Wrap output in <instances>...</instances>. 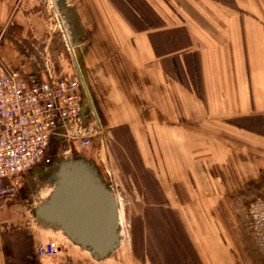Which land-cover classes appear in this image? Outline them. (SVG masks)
<instances>
[{"label": "crops", "instance_id": "1", "mask_svg": "<svg viewBox=\"0 0 264 264\" xmlns=\"http://www.w3.org/2000/svg\"><path fill=\"white\" fill-rule=\"evenodd\" d=\"M65 1L88 37L81 67L71 53L72 74L76 67L84 73L101 126L129 128L144 165L159 173L162 204L179 213L199 264H249L228 221L249 173L264 186V0ZM27 4L0 0V66L46 79L49 68L44 74L31 66L45 56L47 42L40 43ZM36 169L48 165L23 178ZM187 203L197 207L187 211ZM15 208L11 202L0 209V264L12 262L8 230H27L13 226ZM28 230L35 247L46 237Z\"/></svg>", "mask_w": 264, "mask_h": 264}, {"label": "rangeland", "instance_id": "2", "mask_svg": "<svg viewBox=\"0 0 264 264\" xmlns=\"http://www.w3.org/2000/svg\"><path fill=\"white\" fill-rule=\"evenodd\" d=\"M25 1H28L27 7L35 11L34 19L38 21L40 43L47 42L45 56L38 61L33 60L35 64L31 66L42 68L44 74L46 68H49L55 74L64 71L71 75L73 58L67 39L72 45V37L76 40L75 48L79 59L82 49L88 43L86 33L79 27L77 13L65 0ZM25 73L31 72L28 70ZM104 127L95 136L92 145L85 149L73 142L56 139L51 149L53 160L48 169L41 172L38 169L33 170L23 180L22 188L12 200V204H16L12 216L13 220L19 221L13 226L21 223L27 230H17V226L8 230V252L12 260L10 264H43L40 260H44V264H57V260L66 264H85V259H95L63 232L45 229L35 219L36 208L48 198L55 185V179L51 175L57 166L63 160L79 157L98 169L102 179L111 190L117 192L122 203L121 215L119 211L121 244L110 258L119 260L121 263L118 264H140L145 260H151L153 264H176L182 263L185 258H189L190 264H199L179 213L171 205L162 204L164 196L161 194L159 173L150 171L144 165L137 142L129 128L124 126L109 131L108 127ZM254 177L249 173L246 191L241 197L233 198V218L228 222L233 234L236 233L235 240L241 244L242 253L249 264H264V186H257ZM190 184L195 186L193 178ZM184 191L186 195V189ZM184 207L191 211L197 205L187 203ZM168 210L171 214H162L166 213L162 211ZM30 227L35 233L39 231L46 236L43 241H54L58 244L62 249L61 253L56 257L39 259L35 255L34 234H30Z\"/></svg>", "mask_w": 264, "mask_h": 264}, {"label": "built area", "instance_id": "3", "mask_svg": "<svg viewBox=\"0 0 264 264\" xmlns=\"http://www.w3.org/2000/svg\"><path fill=\"white\" fill-rule=\"evenodd\" d=\"M100 130L79 67L71 75L54 72L40 79L0 66V209L16 197L27 171L52 163L55 139L85 149ZM61 251L54 241H42L35 247L38 258L56 257Z\"/></svg>", "mask_w": 264, "mask_h": 264}, {"label": "water", "instance_id": "4", "mask_svg": "<svg viewBox=\"0 0 264 264\" xmlns=\"http://www.w3.org/2000/svg\"><path fill=\"white\" fill-rule=\"evenodd\" d=\"M51 194L35 210L36 223L62 231L97 260L121 244L119 205L99 171L84 158L60 162Z\"/></svg>", "mask_w": 264, "mask_h": 264}, {"label": "bare ground", "instance_id": "5", "mask_svg": "<svg viewBox=\"0 0 264 264\" xmlns=\"http://www.w3.org/2000/svg\"><path fill=\"white\" fill-rule=\"evenodd\" d=\"M59 13V12H58ZM65 24L69 27V24L67 23V22H65ZM64 25V24H63ZM72 43L74 44V45H72L69 41H68V39H67V43H68V46H69V48H70V51H71V53H72V55H73V58H74V60L75 61H77V63H78V65H79V67H81V65H80V61H79V57H78V55H77V52H76V49H75V44H76V41H75V39L72 37ZM75 54H76V56H75ZM77 58V59H76ZM87 82V81H86ZM88 86V85H87ZM112 191V193H113V195H114V197H115V199L117 200V203H118V205H119V211L121 210V200L119 199V196H118V194H117V192L115 191V190H111ZM120 215H121V211H120ZM59 232H62V231H60L59 230ZM86 251V250H85ZM90 254V253H89Z\"/></svg>", "mask_w": 264, "mask_h": 264}]
</instances>
